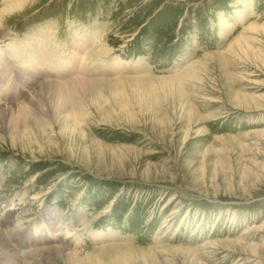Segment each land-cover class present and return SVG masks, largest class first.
<instances>
[{"label": "rangeland", "instance_id": "1", "mask_svg": "<svg viewBox=\"0 0 264 264\" xmlns=\"http://www.w3.org/2000/svg\"><path fill=\"white\" fill-rule=\"evenodd\" d=\"M15 3L0 0V46L12 37L26 47L42 28L67 58L70 32L98 29L78 76L109 78L107 66H89L104 42V61L127 63L114 77L161 80L87 95L74 120H56L54 132L17 143L23 149L0 143V206L29 188L11 203L29 210L9 243L29 247L33 225L51 227L48 208L72 234L81 209L113 235L82 264H264V0ZM140 58L145 72L134 66ZM86 235L84 254L102 245Z\"/></svg>", "mask_w": 264, "mask_h": 264}, {"label": "bare ground", "instance_id": "2", "mask_svg": "<svg viewBox=\"0 0 264 264\" xmlns=\"http://www.w3.org/2000/svg\"><path fill=\"white\" fill-rule=\"evenodd\" d=\"M20 1L7 0L13 5L16 4L15 2L19 4ZM7 10L0 11V27L7 23V21L3 22L1 18ZM42 30L41 28V31H37L36 36L33 35L32 39L30 38L26 47L16 46L17 43L12 44L16 39L11 36L6 44L0 46V89L7 93L6 95L0 94V143L11 144L12 147H15L17 143H24L26 139L30 140L36 136L37 131L46 132L49 129L51 133L54 132L53 122L59 119L74 120L73 111L81 107V104L77 102H83V97H87V95L93 98L104 93L115 94L128 87H141L159 79L145 74L147 66L144 65V58H140L134 66H137L139 70L143 68L145 73L114 77V75L122 74L121 71L127 63L118 55L112 56L108 62L104 61L103 56L111 53L104 42L101 43L96 58L93 54H89V57L95 59L90 62L89 66L92 70L107 66L109 78L99 79L84 74L78 76L76 69L80 66L79 54L81 55L93 45L101 31L95 29L90 33H84V31L80 33L79 30L70 32L69 43L72 50L69 51L70 55L65 58L62 56L65 54L64 50H61L60 47L56 48L54 45L51 46L49 43L52 38L50 31ZM11 33L9 34L11 35ZM2 36H8V34L3 33ZM46 71L63 77L52 82L48 80ZM17 145L23 149L20 144ZM3 180L0 170V186L3 184ZM28 190L29 188L21 192H12L14 194L12 198L1 202L0 264H82V259L87 258L88 255L93 254V257L99 258V253L106 251L103 249L105 244L102 242L106 238L112 241L111 236L113 235L110 230L106 232L95 230L91 223L92 220L87 217L84 210H77V215L72 217V219L77 218V221L80 222V228L70 234V230L63 232L61 226L58 227L59 223L56 221V217L61 213L50 208L45 212L43 219L51 223V227L46 223L41 224L39 229L37 225H33L32 233L26 240H23L30 244L29 247L17 251L6 236H13L25 225L21 218L29 208L27 210L22 207L20 212L15 213L11 211L10 206L14 205H11L14 200L20 202L21 195L27 194ZM72 219L70 220L72 225H77ZM86 233L92 235L97 240L95 242L102 245H96L94 246L96 251L84 254L77 248L88 237ZM92 249L94 248L92 247Z\"/></svg>", "mask_w": 264, "mask_h": 264}]
</instances>
